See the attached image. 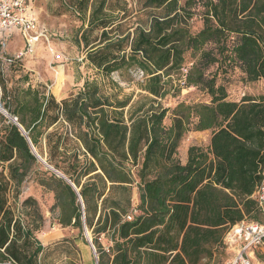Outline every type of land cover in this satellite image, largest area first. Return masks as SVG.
Masks as SVG:
<instances>
[{
  "label": "trees",
  "instance_id": "obj_1",
  "mask_svg": "<svg viewBox=\"0 0 264 264\" xmlns=\"http://www.w3.org/2000/svg\"><path fill=\"white\" fill-rule=\"evenodd\" d=\"M115 5L77 0L76 7L90 11L77 44L104 84L85 80L57 101L44 85L26 87L28 76L10 87L0 60V102L17 119L0 112V264H42L37 201L10 204L32 173L54 193L58 224L79 229L85 242V226L91 231L95 264H200L227 247L231 227L262 215L255 194L264 171V94L230 101L217 74L238 68L246 82L264 80V0H146L153 13L134 27L125 25L126 3ZM198 11L203 27L193 33ZM133 73L143 74L147 96L132 105L114 76ZM189 87L206 91L210 103L164 107ZM192 130H211L210 146L191 147L183 164L179 144ZM29 141L76 189L55 171H38Z\"/></svg>",
  "mask_w": 264,
  "mask_h": 264
},
{
  "label": "rangeland",
  "instance_id": "obj_2",
  "mask_svg": "<svg viewBox=\"0 0 264 264\" xmlns=\"http://www.w3.org/2000/svg\"><path fill=\"white\" fill-rule=\"evenodd\" d=\"M119 1L122 4L126 3V9L129 11L124 21L126 27H134L138 23L140 25L148 23L153 11L145 7L146 0ZM111 2L115 5L118 0H111ZM76 7L77 0H31L32 13L37 18L40 26L47 29L51 35L53 52H50L43 43H40L34 53L17 60L18 64L15 67L10 66L6 61L8 58H15L25 50L24 39L19 33H13V38L7 43L5 42V46L0 43V60L3 61L5 77L9 81L10 87L23 84L22 77L28 76L29 79L34 81L35 86L44 85L47 90L56 95L55 97L60 98L78 92L83 88L85 80L104 84L101 75L85 60L86 49L84 46L77 44L83 29L88 26L90 11L86 17L78 12ZM117 7H120L119 4H117ZM199 11L191 23L193 33H197L203 27V20ZM99 33L98 31L94 32L92 39L97 37ZM187 59V66L189 67L191 65L190 61H192L190 54ZM215 71L216 67L210 70L211 73ZM243 78L244 75L238 68L230 69L228 72L219 71L217 82L226 86L228 100L240 102L245 96L256 97L264 94V80L249 83L244 81ZM114 79L121 87L120 98L125 95L133 96L132 105L147 96L139 86L145 81L140 73H133L125 78L115 74ZM105 83L109 92H112L113 89L110 90V83L108 81ZM0 96H2L1 89ZM210 101L211 97L206 91L189 87L183 89L176 97L168 96L162 103L164 107L170 108L172 111L180 103L194 105L197 103H210ZM171 111L164 121L166 127H170L172 124ZM211 137V130L202 132L192 130L186 133L179 144L178 160L183 164L186 163L189 149L193 146L207 149L210 146ZM42 153V157L47 159V152L43 151ZM39 164V172L53 171L40 161ZM39 177L34 173L30 174L21 188L19 201H15L11 197L10 204L16 209L28 197H32L37 201L45 218L41 231L36 233L37 238L46 248L42 264H95L94 250L89 242L81 239L79 229L63 227L58 224V210L52 211V206L55 203L54 193L40 184ZM132 204L134 208L139 204L137 187L133 189ZM255 222L264 224V216L260 214ZM88 232L91 237V231ZM104 244H106L105 241ZM233 256L232 248H220L213 259H205L200 264H230ZM254 262L255 264H264V245L256 249Z\"/></svg>",
  "mask_w": 264,
  "mask_h": 264
},
{
  "label": "built area",
  "instance_id": "obj_3",
  "mask_svg": "<svg viewBox=\"0 0 264 264\" xmlns=\"http://www.w3.org/2000/svg\"><path fill=\"white\" fill-rule=\"evenodd\" d=\"M30 2L31 0H0L1 45L5 46V39L13 33H19L25 42V50L13 58L14 60H20L23 56L34 53L40 43L53 52L51 35L47 29L40 26L31 11ZM140 75L143 76L142 73ZM255 199L264 216V171ZM128 219L131 220L132 217L128 216ZM225 244L234 252L230 264H255V251L264 245V224L242 221L234 225L225 237Z\"/></svg>",
  "mask_w": 264,
  "mask_h": 264
},
{
  "label": "water",
  "instance_id": "obj_4",
  "mask_svg": "<svg viewBox=\"0 0 264 264\" xmlns=\"http://www.w3.org/2000/svg\"><path fill=\"white\" fill-rule=\"evenodd\" d=\"M0 112L1 113H3L4 115H6L8 118H10L12 121H16L17 119L16 118H14V117H11L9 114H8V112L4 109V107H3V105H2V103L0 102ZM21 127V129H22V131L25 133V130L23 129V127L22 126H20ZM30 142V141H29ZM30 145H31V149H32V152H33V154L39 159V161H41L46 167H48V168H50L51 170H53V171H55L60 177H63V178H65L61 173H59L58 171H56V170H54V168L52 167V166H49L48 164H47V162H46V160L45 159H43L39 154H38V152L36 151V149H35V147L33 146V144L30 142ZM66 179V178H65ZM67 180V179H66ZM68 181V180H67ZM75 189H76V187H75V185L74 184H72L70 181H68ZM85 236H86V239H87V241L89 242V244H90V246L93 248V250H94V254H95V257L97 258V256H96V249H95V247H94V245L92 244V242H91V237H90V234H89V232H88V229H87V227L85 226Z\"/></svg>",
  "mask_w": 264,
  "mask_h": 264
},
{
  "label": "crops",
  "instance_id": "obj_5",
  "mask_svg": "<svg viewBox=\"0 0 264 264\" xmlns=\"http://www.w3.org/2000/svg\"><path fill=\"white\" fill-rule=\"evenodd\" d=\"M21 36V35H20ZM2 37H1V35H0V41L2 40L1 39ZM11 38H13L12 36H9V37H7V39H5V42L7 43L8 41H10V39ZM29 84H31L33 87H36L35 85H34V81L33 80H31L30 79V81L28 82V83H26V87L29 85ZM38 86V85H37ZM48 92L49 93H51L52 91H49L48 90ZM53 95H54V93H52ZM54 96H56V95H54ZM67 96L65 95V96H62V97H60V98H58V97H56V99H57V101H61L62 99H65Z\"/></svg>",
  "mask_w": 264,
  "mask_h": 264
}]
</instances>
